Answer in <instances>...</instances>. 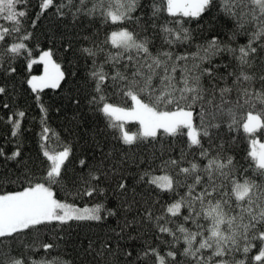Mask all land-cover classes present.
Wrapping results in <instances>:
<instances>
[{"label":"snow or ice","instance_id":"6c2138e0","mask_svg":"<svg viewBox=\"0 0 264 264\" xmlns=\"http://www.w3.org/2000/svg\"><path fill=\"white\" fill-rule=\"evenodd\" d=\"M27 7L0 0V97L43 65L24 79L40 111L35 160L25 111L3 102L13 147H0V185L18 187L0 195V264H264V0H42L55 19L38 59ZM53 109L75 137L60 150Z\"/></svg>","mask_w":264,"mask_h":264},{"label":"trees","instance_id":"16d2710c","mask_svg":"<svg viewBox=\"0 0 264 264\" xmlns=\"http://www.w3.org/2000/svg\"><path fill=\"white\" fill-rule=\"evenodd\" d=\"M42 0H28V7L27 10L33 19H37L38 28L35 30V40L33 41L34 47V56H36L41 50H47L50 47V41L46 40V34H50L53 26H54V9H50L47 13H41L39 9V5ZM23 7V5H21ZM6 22L3 19H0V25L5 24ZM63 27V26H62ZM207 35V33H205ZM38 45V46H37ZM54 59L57 60L58 63H61L65 67L64 58L62 53L57 52L54 56ZM33 70L38 71L40 70V64H35L33 66ZM82 71V69H81ZM26 76H29V71L26 69L21 76L16 77L15 81L13 82L15 85V93L14 96L10 97H0V147L5 149H11L13 145L11 143L5 142V137L7 136L9 140L13 138L10 136V128L11 125L5 123L7 117L12 115V112L8 109L3 108V102L7 100L12 107V111L16 110H23L25 111L26 115L23 118L21 131L22 136L19 138L23 144V151L26 156L31 157L35 160L38 152V145H39V134L41 132V125H40V111L37 101L35 99L36 93H32L31 89L28 88L27 84L24 83V79ZM11 87V85H10ZM58 90L52 89H44L42 92L39 93V97L41 101L47 106L51 104L59 103L60 96L57 93ZM117 103H123L122 101H116ZM18 117H13V119H17ZM48 126L51 128V132L49 135L48 146L51 149L60 150L62 144L64 143H74L75 137L70 136L68 134L67 128L65 127V123L63 118L58 119L55 113V110H51L49 112V120L47 121ZM103 127V125H100ZM132 127L130 126L127 130L130 133H135L132 131ZM59 136V141L57 137ZM240 136L243 137L244 134L240 132ZM257 139L259 141L264 139V136H261L259 133L257 134ZM248 142L241 138L237 141L236 145L234 146V155L238 161V163L243 164L246 160V147ZM79 145H75V152L77 155L80 154L79 152ZM138 151L145 152V149L141 147ZM10 154V153H9ZM3 170V166L0 165V171ZM157 175H163V172H157ZM18 187L17 185H0V194H4L6 191L15 190ZM183 191V190H181ZM59 197L63 200L64 194L59 193ZM71 202V201H70ZM76 206L84 207V206H93L90 202V198H84L83 200H76ZM182 213L186 214V209H182ZM201 223H206L205 221H201ZM188 228H193L191 223L185 225ZM81 231H87V229H82ZM51 235V233H49ZM43 238V236H42ZM31 242V241H29ZM257 254L256 250L253 249L250 255ZM56 254L53 253V257ZM32 259H41L42 257V250L37 251L36 254L32 257ZM52 258V257H49Z\"/></svg>","mask_w":264,"mask_h":264},{"label":"rangeland","instance_id":"374dc122","mask_svg":"<svg viewBox=\"0 0 264 264\" xmlns=\"http://www.w3.org/2000/svg\"><path fill=\"white\" fill-rule=\"evenodd\" d=\"M38 54L36 56H34V58H37L38 59ZM30 75H43V65H40V70H38V71L33 70V67H32L31 72H29V76ZM130 126L133 128L132 131L137 132V130H138V124H136L135 122H126L125 127L126 128H129ZM260 142L261 143H264V139L261 140ZM0 195H2V194H0ZM87 207H91V206H87Z\"/></svg>","mask_w":264,"mask_h":264}]
</instances>
